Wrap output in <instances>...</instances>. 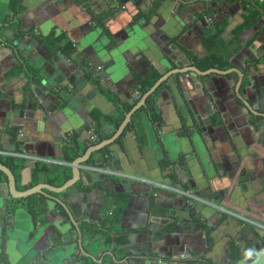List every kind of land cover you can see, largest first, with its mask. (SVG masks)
Returning <instances> with one entry per match:
<instances>
[{
  "label": "crops",
  "instance_id": "obj_1",
  "mask_svg": "<svg viewBox=\"0 0 264 264\" xmlns=\"http://www.w3.org/2000/svg\"><path fill=\"white\" fill-rule=\"evenodd\" d=\"M11 1L0 0V20L11 18ZM124 1L127 4L111 0H22L25 25L40 29L43 36H69L80 48V57L61 68L59 58L41 54L31 46L26 57L30 69L35 64L47 79L65 80L72 92L69 101L58 108L46 87L43 101L37 98L30 106L26 102L27 77L10 75L16 62L0 47V151L34 156L51 166L65 165L66 138L76 135L84 147L90 144L89 138L96 139V129L111 135L113 129L103 119L118 117L121 106L134 108L152 88L142 94L134 80H142L140 75L145 73L158 77V81L163 76L161 70L177 69L167 62L174 54L179 55L181 68L192 66L183 59L182 51L202 65L212 61L213 66L207 69L200 64L201 71L217 69L227 71V75L199 76L205 95L189 82L190 72L183 74V85L178 82L177 88L170 87L172 79L161 84L146 101L158 107L161 120L152 123L142 111L144 106L135 114V129H128L129 124L107 147L111 159L104 169L115 175L106 174L102 179L103 174L85 170L83 186L76 185L65 194L48 192L64 202L76 197L77 201L71 202L75 217L53 204L35 220L19 206L8 221L7 179H3L0 264H74L80 257L79 264H116L105 262L112 256L113 246L93 234L94 227L114 215L117 228L128 236L125 248L131 260L144 257L143 252L151 249L149 238L143 234L148 233L145 227L150 235L157 226L156 240L165 231L168 235L161 247L163 257H156L151 264H264V238L254 232L256 228L264 230V3L208 0L216 8L212 19L218 23V34L206 39L200 29L207 34L208 27L201 24L199 28L191 13L201 0H185L196 3L189 7L175 2L169 10L161 8V13L155 11L156 6L148 7L152 0ZM74 4L87 5L81 9ZM110 5L114 8L108 10ZM186 8L189 10L184 11ZM86 11L93 15L103 12L105 21L109 20L102 29L103 34L116 38L113 57L103 56L99 25L87 19ZM98 52L105 63L94 67L89 62L88 66V58L96 60ZM86 67L104 74V83L89 81ZM233 69L244 75L240 88L234 86L241 78ZM103 84L114 89L116 100L101 95ZM18 142L22 145L19 152ZM32 168L24 169L21 186L32 181ZM250 174L257 179L249 181ZM128 187L137 197L124 213L133 194L123 192ZM149 188L161 191L165 202L162 214L155 218L142 210ZM172 215L177 216L176 221ZM174 243L176 256L171 257Z\"/></svg>",
  "mask_w": 264,
  "mask_h": 264
},
{
  "label": "water",
  "instance_id": "obj_2",
  "mask_svg": "<svg viewBox=\"0 0 264 264\" xmlns=\"http://www.w3.org/2000/svg\"><path fill=\"white\" fill-rule=\"evenodd\" d=\"M12 1H20V4H12L11 3ZM12 1L10 2L11 7L13 8V11L11 12L12 13L11 18L5 19V20H0V47H3L6 50H8L13 55L14 62H16V65L13 66L9 70V73H10V75H12L14 77H19L22 75H25V77H27V79H26V81H27V92H26V99L27 100H26V102L28 105L33 106L36 103L37 98H38V100L43 101L42 95H45V93L47 92L46 91V87H47V89L52 92V95L55 96V98L57 100V107L61 106L65 102L69 101V99L71 97L72 90L70 89L68 82H66L65 80H59L58 77H57V79H52V80L47 79V77L42 75L41 69L40 68L37 69V65H35V64H33V66H34L33 69H30L29 65H31V63L28 60H26V57L30 53L29 48L31 46H33L41 54L46 53L48 56L54 55L57 58H59L62 62L61 68H63L66 64L71 63V61L76 62V60L79 59V57H80V50L79 49L80 48L77 45H75L74 40L71 39L69 36L63 37V36L57 35V34H55L54 36H46V35L43 36V35H41L42 31L40 29H37V28L33 29L32 27H28L27 25H25L23 23L24 19L22 17V15L25 12V11L23 12V7L25 6V3L22 2V0H12ZM74 1H77V0H74ZM78 1L82 2L84 0H78ZM105 1H107V0H105ZM111 2L118 4V5L119 4H127V2L124 0H119V2H117V0H111ZM175 2L179 3L180 5L187 6V7H189V4H196V3H191V2H185V0H152L151 4L149 2L148 7L150 9H152L154 6H156L155 11L157 13H161L160 12L161 8H165V9L168 8V10H169L171 8V6L173 4H175ZM63 5L66 6L67 4H63ZM74 5L80 7L81 9H83V8L85 9L87 4H74ZM111 8H114V6L111 7V5H110V8L108 7V10H110ZM18 9H20V10H18ZM188 10H189V8L184 9V11H188ZM192 10L193 11H191V13L193 14V20L197 21L199 28H200L201 24L205 28L208 27L207 28L208 29L207 34L204 33L200 29L202 35L206 39H208V37L212 38V37L217 36V34H218V30H217L218 25L217 24L218 23L217 24L213 23V19H212V17H213L212 13H214L216 8L213 7L212 4H210L208 2V0H201L199 2V4L196 5V7L193 8ZM85 13L88 15L87 19H89V21H93L99 25L97 28L99 29L100 35H101V40H102L101 46L103 48V51H102L103 56H105V54H106L108 57H113V55L117 51V49L115 48V44L113 45V41L116 40V38L103 34L104 31L102 29V25H104L105 22H108L109 20L105 21L106 19L103 18V14H104L103 12L97 13L95 15H93L89 11H86ZM214 19L217 21L218 17L215 16ZM191 22H192V20L189 19V22H188V25H189L188 28L189 29H191V26H192ZM69 43L72 44L73 51L70 54H67L66 52H63V49ZM174 45H176V47H177V44H174ZM104 46H106V47H104ZM181 53H182L183 59L186 60L188 62V64L192 63L193 65L188 66L185 69L181 68L182 63L179 62L180 61L179 55L178 54L171 55L167 61L169 67L172 68V66H173L172 64H175L178 68L175 70L171 69V71H169V72L166 70H164L162 72V70H161L160 73L163 76L141 98V102L139 104H137L134 108H132L126 114L123 123L121 124L119 129L116 131L114 136L111 137L110 139L102 141L99 144H95V145L89 147L83 156L77 158L74 161V163H72L70 165L72 167L73 177L67 183H65L63 186L55 187V186H52L49 184H39V185H37L31 189H28L26 191H20L17 188V182H16L14 174L11 172L10 169H8L6 166H4L3 164L0 163V172H2L7 177V182L4 183V187H5V190L7 193V195H6L7 203H5L6 209H7L8 204L12 200H19V199H23V198H28V197L36 195V194H41L47 198V202H48L47 208H51L53 206V204H54V206L60 205L66 213L73 214L75 217L76 216V212L74 210L75 206L71 205V202L77 201L76 197L71 196L70 199H67L66 202L68 204H66V202H64L63 200L54 199L52 196L49 195L48 192L55 193V194H65V193H69V191L71 189L76 187V185L83 178V171H85V170L87 172L92 171V167L86 165L89 162V160L91 159V157L95 153L103 150L104 148L110 147L120 138V136L123 134V132H125L127 126L132 123L133 116L136 114V112L139 111L142 107L146 106L147 99L149 97H152L155 95V93L157 92V90L159 89L161 84L172 79L173 84L171 83L170 87L172 89H174V87L177 88L178 82H180V85L181 84L183 85V82L181 80L183 78V74H187L188 72H190L191 73L190 74L191 79H189V82H191L197 88L201 89L202 94L205 95V91H204L205 84L201 83V80L198 79L199 76L205 77V76H210V75L211 76H213V75H215V76H226L227 75V71H220L217 69H211V70H208L205 72L201 71L199 69V66H200L199 62L194 61L193 59L189 58V56L186 55V53H184V51H182ZM84 54L86 55V53H84ZM234 54H236L235 49H234ZM95 55H96V60H94V59L91 60L88 58V62L86 61L88 66H89V62L91 64H93L94 67L100 66V64L105 63L104 60H102V57L100 56L99 52ZM80 61H82V60H80ZM84 61H85V59H84ZM84 61H82L81 63L84 64ZM77 62H79V61H77ZM86 69H87L86 70V76L89 79V81L94 82L98 78L100 80V82L104 83V79H106L104 74H101V72H98V70L95 68H91V67L87 68L86 67ZM233 71L238 73L240 78H241L240 82H238L234 86H236L237 88H240L242 83H243V80H244V75L241 71H239L237 69H233ZM89 73H90V75H89ZM178 75H179V77L177 78L176 76H178ZM140 77H142V80H144L143 78H145V79L148 78L147 75H145V73H143V75H140ZM142 80L141 79H135L134 80L135 86L138 88H141L143 86ZM50 84L52 85L51 88H49ZM231 84L233 85V82ZM103 86H104V90H109L115 96V91L113 88L106 89L107 88L106 84L105 85L103 84ZM103 93L101 94L102 96L109 98L106 95H104L105 93L104 94ZM206 99L208 101H210V99L208 97H206ZM130 103H133V100H131ZM57 107H56V110L59 108V107L58 108ZM67 140H68V138H66V141ZM89 140H90V138H89ZM25 166H26V168H28L29 166H35V162H33L31 164L26 163ZM248 172H249V170H248ZM254 172L257 173L258 170H255ZM100 174H102V173H100ZM106 177H107L106 174H103L101 178L105 179ZM256 177L257 176H253L252 174H250L248 176V180L254 181L255 179H257ZM168 179H169L170 183H172L171 182L172 178L169 177ZM113 188H114V186H113ZM127 191L133 192V194L129 197L128 204L126 206V209L124 210V213H126L127 210L132 208L133 199H134V197H137V195L135 194V190L133 191V189L128 187L123 192H127ZM146 192L149 194V197L143 198V199H145V204H144L145 207L142 210L146 214V216L152 215L155 218L158 215H161L162 211L165 209L164 199L160 193L161 191L155 190L153 188H149ZM168 198L170 199V196H168ZM23 208L25 210H27L25 207H23ZM16 210L17 209H15L13 211V214L16 212ZM13 214H12V216H13ZM176 217H177L176 215H172L171 218H173L174 221H176L175 220ZM7 220L9 221L10 219H7ZM183 226H184V224H183ZM175 230H176L175 232H177L176 226H175ZM145 231L149 233V229H146V227H145ZM159 231H160V229L157 226H154L150 231L151 232L150 235L148 233L143 234L149 238L150 244H152L151 249H147L146 251L143 252V254L145 255L144 257L135 258L132 260L129 257L126 258L125 263L127 262V264H146V263L151 264L154 261V259H156V257H163L164 253L162 252L161 247L165 246V243H166L165 240H166L168 233L165 231L162 234V237L158 238L156 240L157 232H159ZM254 232L259 234V236L261 238H264V230L262 231V230L256 228ZM176 246H177L176 243H174V245L172 244V246H171V248H173V250H172L173 255L171 257L176 256V252H175Z\"/></svg>",
  "mask_w": 264,
  "mask_h": 264
},
{
  "label": "trees",
  "instance_id": "obj_3",
  "mask_svg": "<svg viewBox=\"0 0 264 264\" xmlns=\"http://www.w3.org/2000/svg\"><path fill=\"white\" fill-rule=\"evenodd\" d=\"M117 2H119V0H117ZM12 4H20V1H12ZM72 51H73V47L71 43H69L63 49V52H66L67 54H70ZM214 58L215 55L213 54V58L211 59ZM199 64H201V62H199ZM201 66L207 69L209 67H212L213 63L212 61L207 60L205 64L203 65L201 64ZM149 78L151 77H148L147 79L143 78L144 80H142L143 86L139 88L140 89L139 91L142 94L146 93L157 82L158 79V77H154L151 79ZM95 82L99 83L100 80L97 78ZM104 93L111 100H116V97L109 90H104ZM131 109L132 107L130 106L127 107L121 106L119 109L118 117H105L103 119L102 122L113 129L111 135L108 136L104 135L101 132V130L96 129L94 130V136H96V139L94 141L88 140L90 144H87L84 147H82L76 135L70 137L66 141L65 149H64L63 162L65 163V165L51 166L50 164H47L45 162H36L35 166H33L32 168V181L27 185L24 186L20 185L22 173L26 168L25 166L26 160L24 158H21L20 156L0 155V163L6 166L8 169H10L11 172L14 174L17 182V188L20 191H26L39 184H49L55 187H61L73 177V171L70 165L74 163V161L77 158L83 156L89 147L95 144H99L105 139L112 137L123 123L126 114ZM142 111L145 112V114L148 116L149 120L152 123H156L161 120V114L159 112V109L150 100L147 102L146 106L143 108ZM137 117L138 114L135 115L132 123L128 126V129H135L134 124L136 123ZM17 136H18V131L16 130L14 131V137L17 139ZM21 146H22L21 143L18 142L17 145L18 152L21 150ZM110 159H111L110 148H104L100 152L95 153L86 165L92 168H96V167L104 168L105 165L109 163ZM3 179L6 180L7 177L2 172H0V184L3 181ZM77 185L83 186L81 181ZM83 188L89 190V187H83ZM47 205H48L47 198L41 194H36L28 198H23L19 200H12L8 204L5 212L6 219L11 218L13 211L15 209H17L19 206H23L27 209V211L31 215H33L35 220H38V218L45 213L47 209ZM120 210L121 209H119V211ZM117 223L118 220L116 218V215H114V217H109L105 221L101 222L98 225V227H94L95 229L93 231V234L102 237L104 240H106L109 243V245H111V247L113 246L112 256L111 257L108 256L107 259H105V262L113 263L114 261L116 264H125V259L130 257V255L126 253V248H125L128 243V238H127L128 236L124 235L122 233L123 231H120L117 228ZM80 261H81V257L78 258L77 262H74V264H79Z\"/></svg>",
  "mask_w": 264,
  "mask_h": 264
},
{
  "label": "built area",
  "instance_id": "obj_4",
  "mask_svg": "<svg viewBox=\"0 0 264 264\" xmlns=\"http://www.w3.org/2000/svg\"><path fill=\"white\" fill-rule=\"evenodd\" d=\"M261 3H264V0H259ZM99 70H101L102 69V67H99L98 68ZM0 155L1 156H20V157H22V158H26V159H28V160H31V161H33V162H38V161H44V159L42 160V159H39V158H37V157H34V156H26V155H21V154H10V153H6V152H3V151H0ZM92 171H97V172H99V173H102V174H110V175H115L116 173H114V172H110V171H108V170H105L104 168H101V167H96V168H92ZM121 176L122 177H127V176H125V175H123V174H121ZM177 192H180V193H182V194H184V195H187V196H189V197H192V195L190 194V193H186V192H182V191H177ZM224 212H227L226 210H223Z\"/></svg>",
  "mask_w": 264,
  "mask_h": 264
}]
</instances>
